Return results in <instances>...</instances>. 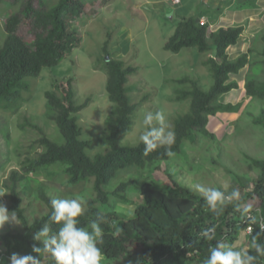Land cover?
Segmentation results:
<instances>
[{"label":"trees","instance_id":"obj_1","mask_svg":"<svg viewBox=\"0 0 264 264\" xmlns=\"http://www.w3.org/2000/svg\"><path fill=\"white\" fill-rule=\"evenodd\" d=\"M86 1L39 0V6L35 8L31 0H26L18 10L19 1L9 3L0 0V4L6 3L14 9L5 23L7 36L0 47V109L8 110L20 102L22 92L29 90L27 79H38L45 68L58 66L76 47L78 39L71 32L66 17L82 9ZM255 6L247 7L245 4L240 8L245 10ZM205 16L182 19L165 44V49L172 53L195 48L201 54L209 55L204 65L213 78L208 92H204L199 82L190 77L177 82L185 88L175 91L176 101L190 100V110L175 120L172 129L174 143L170 146H159L144 155L142 141L135 145H120L122 138L134 128L137 110L131 98L134 88L129 87V77L134 68L126 67L121 60L109 58L105 61L107 92L113 109L105 126V150L94 158L86 153L91 143L81 139L82 129L78 125L77 115L87 107V103H77L71 81L57 82L54 86L56 91L46 93L48 119L56 125L64 143L51 140L38 125H30V129L38 134L31 147L36 155L25 158L18 169L9 173L4 184L7 191L5 204L10 212L16 211L22 226L18 232H0V246L5 247L10 255L14 252L31 254L33 244L42 248L43 241L34 240V236L45 225L53 232L58 231L60 225L50 220L53 211L50 200L53 197L47 193L46 186L40 187L38 197L46 205L47 212L34 222L27 215L22 190L30 175L57 165L65 167L71 186L91 182L93 196L87 200L84 215L78 217V227H88L91 221L101 219L103 243L98 245L104 258L101 264H203L209 249L217 242L233 245L240 240L241 233H246L251 227V233H247L250 245L252 237L261 232L260 224L264 223V161L254 163L260 175L253 182L252 191L241 195L239 201L229 202L223 210L218 208V215L209 209L204 198L177 184L172 188L164 187L152 174H147L140 182L122 179L114 184L126 171L150 173L156 164L168 162L181 154L187 142H194L200 136L213 138L208 130L210 117L239 112L240 105L222 104L220 99L239 90L238 82L231 77L250 66L251 50L236 59H232L229 53L230 49L238 46L245 27H222L211 31L208 22L201 23ZM25 18L31 21L32 41H25L18 33ZM262 40L264 42V37ZM245 90L248 97L264 100V82L255 77H248ZM261 124L264 126V119ZM169 150L172 155L168 154ZM133 188L139 189L142 201L130 218L117 212L116 207L133 203L129 198ZM248 203H252L250 211L243 214L244 205ZM256 209L260 210V217L255 216L256 223H252L246 217L248 214L256 215ZM212 227L215 228L214 238L205 240L201 233ZM117 229L119 234H116ZM258 242L264 245V233L259 235ZM249 253L256 255L251 248ZM31 255L41 258L42 264H55L51 254ZM255 264H264V256H257Z\"/></svg>","mask_w":264,"mask_h":264},{"label":"rangeland","instance_id":"obj_2","mask_svg":"<svg viewBox=\"0 0 264 264\" xmlns=\"http://www.w3.org/2000/svg\"><path fill=\"white\" fill-rule=\"evenodd\" d=\"M6 1H19L17 9L20 10L26 0ZM31 2L38 8L39 0ZM230 3L234 5L229 6ZM245 4L247 7L252 4L258 6L254 12H243L238 16L237 9L243 11L238 7ZM13 12L14 9L6 3L0 4V47L7 36L5 23ZM202 14L207 18H202L201 23L208 22L211 31L222 27H245L238 46L230 49L229 53L232 59H236L251 50L250 66L231 77L238 82L239 90L220 99L222 104L240 105L239 112L210 117L208 130L213 138L200 136L194 142H187L181 154L168 162L156 164L150 173L126 171L114 184L122 179L140 182L147 174H152L164 187L172 188L177 184L202 198L195 187L198 184L217 188L226 195L234 189H239L241 195L250 193L253 182L260 175L254 163L264 161V126L261 124L264 100L248 97L245 83L249 76L264 82V0H180L178 4L174 0H87L82 9L66 17L71 32L78 39L76 47L58 66L45 68L38 79H27L29 90L22 92L20 102L8 110L0 109V191L6 193L0 198V203L5 204L7 200L4 184L9 173L18 169L25 158L36 155L31 147L38 134L30 129V125H38L51 140L64 143L56 125L47 116L46 93L56 91L54 86L57 82L71 81L77 103H87V107L77 115L82 129L81 139L91 143L86 153L94 158L104 152L105 126L113 109L107 92V58L121 60L126 67L134 68L129 77V87L134 88L131 98L137 106L135 125L132 132L122 138L120 145L141 142L139 137L145 130L142 125L145 112L155 114L163 111L168 130L172 131L177 117L190 110V100L176 101L175 91L185 88L177 82L190 77L199 82L204 92H208L213 78L204 65L209 55L201 54L195 48L172 53L165 49V44L182 19ZM30 24L31 21L25 18L18 31L25 41L33 40ZM153 126L158 125L154 122ZM41 186H46L47 193L53 198L82 201L85 209L88 198L93 196L91 182L78 186L69 184L63 165L30 175L22 190L24 207L31 222L47 212L46 205L38 197ZM129 198L133 203L119 204L116 211L131 218L135 207L142 201L139 189L133 188ZM251 204L244 205V208H251ZM256 212V215L248 214L246 219L251 215L259 218L260 210L256 209ZM21 229L18 221L6 224L0 232H18ZM248 232L241 233L240 240L233 244L237 250L249 246ZM103 261L104 258L101 263Z\"/></svg>","mask_w":264,"mask_h":264},{"label":"clouds","instance_id":"obj_3","mask_svg":"<svg viewBox=\"0 0 264 264\" xmlns=\"http://www.w3.org/2000/svg\"><path fill=\"white\" fill-rule=\"evenodd\" d=\"M155 122V125L153 126ZM142 125L144 131L139 139L145 145L144 155L156 150L159 146L171 145L174 143L175 133L168 130L166 115L163 111L155 114L145 112L142 117ZM172 155L171 151L168 152ZM196 190L201 193L211 211L219 214L217 209L223 210L225 206L233 201L241 199L239 189H234L230 195L214 188L196 185ZM6 193L0 191V198ZM52 213L51 222L60 225L58 231L53 232L48 225H45L42 231L34 236V240L43 241V247L32 245V252L40 254H51L55 260V264H101L103 253L99 244L103 243V229L101 228V219L93 220L88 227H78V217L84 215L85 207L83 202L78 199L67 198H51ZM237 210H239L237 208ZM250 211V207L245 208L244 213ZM248 219L252 223H256L255 217L249 216ZM18 223V217L15 210L9 211L4 203H0V230L6 224ZM90 229V230H89ZM261 232L252 237L251 243L246 248L237 250L235 245H226L217 242L215 247L209 249V255L203 264H255L257 256H264V245L258 242V237L264 233V223L260 224ZM252 231L251 227L248 229ZM215 228L205 229L201 235L205 240L214 238ZM119 234V229L117 233ZM248 248L254 249L256 255L249 253ZM4 252L0 264H42L41 258L35 255H21L19 253H8L7 249L0 246Z\"/></svg>","mask_w":264,"mask_h":264},{"label":"crops","instance_id":"obj_4","mask_svg":"<svg viewBox=\"0 0 264 264\" xmlns=\"http://www.w3.org/2000/svg\"><path fill=\"white\" fill-rule=\"evenodd\" d=\"M234 5V3H230V5L229 6H233ZM247 5V4H246ZM256 6H258L257 4H255ZM256 6H255V8H249V9H246L245 11H244V9H243V11H241V12H239L238 10H240V9H237V15L238 16H240L243 12H254V10H256L257 8H256ZM238 8H240V7H238ZM242 10V9H241ZM239 13V14H238ZM206 17V16H205ZM204 18V17H203ZM207 18V17H206ZM243 37V36H242Z\"/></svg>","mask_w":264,"mask_h":264},{"label":"built area","instance_id":"obj_5","mask_svg":"<svg viewBox=\"0 0 264 264\" xmlns=\"http://www.w3.org/2000/svg\"><path fill=\"white\" fill-rule=\"evenodd\" d=\"M174 3H176V4L180 3V0H174ZM248 233H251V232H248ZM0 253H1V258H3L4 257V252H3L2 249H0Z\"/></svg>","mask_w":264,"mask_h":264},{"label":"water","instance_id":"obj_6","mask_svg":"<svg viewBox=\"0 0 264 264\" xmlns=\"http://www.w3.org/2000/svg\"><path fill=\"white\" fill-rule=\"evenodd\" d=\"M110 59L109 58H107V61H109Z\"/></svg>","mask_w":264,"mask_h":264}]
</instances>
